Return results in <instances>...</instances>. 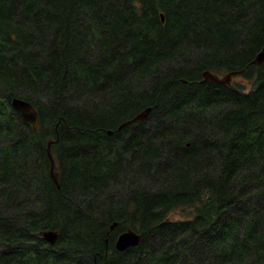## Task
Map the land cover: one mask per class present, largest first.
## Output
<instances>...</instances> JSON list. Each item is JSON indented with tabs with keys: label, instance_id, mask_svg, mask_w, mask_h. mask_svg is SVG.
I'll return each instance as SVG.
<instances>
[{
	"label": "trees",
	"instance_id": "obj_1",
	"mask_svg": "<svg viewBox=\"0 0 264 264\" xmlns=\"http://www.w3.org/2000/svg\"><path fill=\"white\" fill-rule=\"evenodd\" d=\"M262 49L264 0H0V264H264Z\"/></svg>",
	"mask_w": 264,
	"mask_h": 264
},
{
	"label": "water",
	"instance_id": "obj_2",
	"mask_svg": "<svg viewBox=\"0 0 264 264\" xmlns=\"http://www.w3.org/2000/svg\"><path fill=\"white\" fill-rule=\"evenodd\" d=\"M162 15V20H163V14ZM264 60V49H262L256 57L253 59L252 63L259 65L262 61ZM239 71H230L225 73L222 76L217 75L216 73H213L209 70H204L202 72V81H211V82H216L220 84H229L231 82V78L233 75L238 74ZM11 106L19 111L21 114L22 118L27 121L33 129L37 130L38 126V112L35 109V107L27 100H24L19 97H13L11 99ZM150 110V107L139 111L135 115H133L130 119L124 121L120 126H125V125H130L139 121L144 120L147 117V114ZM56 140L52 139L48 141L47 144V155L50 161V175L54 182L56 183L57 186H59L58 182V173L55 168V160L54 157L51 154L50 147L53 142ZM114 225V224H113ZM112 225V226H113ZM43 238L48 241L50 244H53L57 238V231L55 230H46L43 231L42 233ZM142 234L131 229L127 228L126 230L120 232L115 240L114 246L117 250L123 251L129 247H134L139 244L141 241Z\"/></svg>",
	"mask_w": 264,
	"mask_h": 264
},
{
	"label": "rangeland",
	"instance_id": "obj_3",
	"mask_svg": "<svg viewBox=\"0 0 264 264\" xmlns=\"http://www.w3.org/2000/svg\"><path fill=\"white\" fill-rule=\"evenodd\" d=\"M232 80L233 81H236L237 80V81H240L242 83H245L243 81V79L241 78V76L240 75H237V74H235V76L232 77L231 81ZM188 213L189 212L186 209L181 208V209L175 210L174 212H171L169 217L172 218V219H181V218H184Z\"/></svg>",
	"mask_w": 264,
	"mask_h": 264
},
{
	"label": "bare ground",
	"instance_id": "obj_4",
	"mask_svg": "<svg viewBox=\"0 0 264 264\" xmlns=\"http://www.w3.org/2000/svg\"><path fill=\"white\" fill-rule=\"evenodd\" d=\"M201 70V69H200ZM194 71H195V69H194ZM191 72H193V71H191ZM212 72V71H211ZM227 73V72H226ZM225 74V73H224ZM223 75V74H222ZM193 77V76H192ZM234 77V76H233ZM27 122V121H26ZM55 160V159H54ZM55 165H56V162H55ZM145 201V200H144ZM143 201V202H144ZM200 209V208H199ZM162 211V210H161ZM160 217V216H159ZM195 220V219H194ZM179 221V220H178ZM200 226V225H199ZM114 248H115V246H114Z\"/></svg>",
	"mask_w": 264,
	"mask_h": 264
}]
</instances>
